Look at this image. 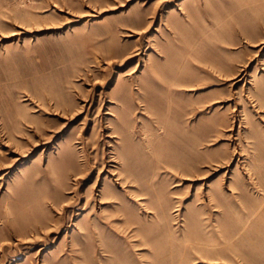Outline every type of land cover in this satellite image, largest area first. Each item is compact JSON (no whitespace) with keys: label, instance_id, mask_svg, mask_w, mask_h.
<instances>
[{"label":"rangeland","instance_id":"374dc122","mask_svg":"<svg viewBox=\"0 0 264 264\" xmlns=\"http://www.w3.org/2000/svg\"><path fill=\"white\" fill-rule=\"evenodd\" d=\"M0 264H264V0H0Z\"/></svg>","mask_w":264,"mask_h":264},{"label":"bare ground","instance_id":"6f19581e","mask_svg":"<svg viewBox=\"0 0 264 264\" xmlns=\"http://www.w3.org/2000/svg\"><path fill=\"white\" fill-rule=\"evenodd\" d=\"M37 127H39V126H37ZM37 127H36V128H37ZM37 129H38V128H37ZM51 197H52V199H58V198H56L57 196H55V197H54V196H51ZM220 203H221V202H220Z\"/></svg>","mask_w":264,"mask_h":264}]
</instances>
